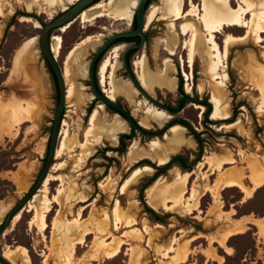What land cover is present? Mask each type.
<instances>
[{"label":"rangeland","instance_id":"374dc122","mask_svg":"<svg viewBox=\"0 0 264 264\" xmlns=\"http://www.w3.org/2000/svg\"><path fill=\"white\" fill-rule=\"evenodd\" d=\"M122 1L102 0L99 3H104L111 10H115L122 6ZM126 1H128L126 7L133 13L132 18L119 20L105 16L85 23L79 17L68 30L60 29L51 36V46L54 43V37L58 36L63 40V49L57 58L63 72L70 51L75 49L71 58L72 75L65 81L67 89L73 86L77 95L84 96L82 102L78 101L77 96L72 98L67 96L59 132L60 140L61 132L67 131L69 139L78 143L79 146L86 141L90 117L95 110L100 111L101 119L106 124L111 123L116 115V112L105 105L103 109H98L103 104L96 102L94 96L87 90L86 80L90 60L103 42L117 32L134 29L133 22L139 0ZM162 2L163 0H155L150 5V11L154 7L162 6ZM241 3V0H232L233 7L236 9ZM192 4L202 15L203 0H185V11H189ZM29 6H32L31 9ZM70 6L72 4L69 0L48 2L41 0L38 4H33V0H0V228L7 214L28 194L42 172L48 154L55 114L56 98L50 94L49 66L40 48L41 27L36 28L35 23L40 25L49 23L59 16L65 7ZM23 18L32 21L25 22ZM247 18L250 20L252 16L248 15ZM185 21L197 22L204 30L197 16L177 21L175 32L179 35L181 42L174 55L168 52L165 41L172 38L175 32L169 30V20L160 15L154 23L149 25L148 41L133 54L130 61V67L136 75L135 64L143 57L151 71L162 69L165 59L171 58L176 66L173 74L177 80L175 90L161 91L156 88L153 92L147 90L146 92L159 103L171 107L176 106L179 97H188L191 100L184 102L181 112L175 116L170 115L171 118L163 124H157L148 119L149 105L157 107L142 96L125 76L122 62L125 46L119 54L115 77L123 86L126 84L127 92H134L135 95H121L114 100L129 111L135 122L143 126V130L148 135L156 134L171 119H185L195 131L194 134L190 128L181 125L185 129L186 139L190 140L193 146L184 147L171 154L167 163L164 164H159L145 156L132 161L129 157L131 149L134 148L137 153H150L154 141L166 143L164 136L168 134L170 128L158 136L147 137L138 131L134 134L131 126L127 124V131L119 133L117 141L105 139L97 144L94 141L96 138H90L95 145L91 155L81 163L78 162L80 158L78 155L81 152L79 147L71 153L57 155L49 175L59 180L51 181L49 197L52 199L57 195L60 204H52V210L46 218L47 228L43 230L40 222L33 219L34 214L28 212V203L19 212L20 220L11 224L0 235L1 258H4L6 253H11L13 262L10 264H25L27 256L24 252L27 251L32 264H64L60 255L66 237L78 239L82 234L79 228L81 224L73 222L80 213L82 224L87 223L93 231H97V223L108 216L109 231L112 235L127 240L130 245L123 246L120 255L115 259L108 260L101 257L98 262H95L93 255L96 253L101 236L92 234L82 245L75 246L73 264L78 262L135 264L130 249L136 245L140 246V250H147L148 254L140 260L139 264H176L173 260L175 253L171 252L165 256V251H168L173 240L177 239L175 248L179 249L193 237L197 239L189 243L190 254L184 264H264V237L257 224L247 223L244 233L230 238L226 244L231 250L220 244L224 236L234 229L237 222L242 220L248 222L249 219H246L248 217L264 218V185L256 188L252 196L248 198L239 188L226 189L222 181L223 177L230 172L242 171L244 172L243 183L251 188L254 186L252 180L255 175L254 170L264 169V113L259 110L262 96L258 89L259 82L264 78V42L257 44L251 38L248 43L232 45L224 59L226 66L224 71L228 75V80L223 85L218 84L221 80L213 81L212 73L206 66L204 57L197 55L194 63L192 65L189 63L186 42L190 41L191 33L182 35V25ZM246 32L247 27H241L240 30L227 28L216 34L223 53L225 38L228 34L244 36ZM30 39H34L32 51L24 58L22 66L15 68L18 50ZM94 42L96 45L92 46ZM118 45L121 44H116L107 50L101 61L111 57ZM186 74L192 75L190 82ZM97 77L99 78V68ZM181 82L182 90L179 89ZM202 83L207 86L204 92L200 91ZM189 85H191L190 89H188ZM217 85L224 88L225 96H222L220 100H222V107H227L229 112L228 121L224 122L212 120L214 103L210 102L214 97L213 88ZM99 86L103 91L101 84ZM21 89L31 90L24 92ZM21 101L32 105V116L28 115L30 113L24 114L25 117L30 116L29 121L19 126L16 131V128L12 129L14 124L9 121L13 118L12 109L18 107ZM203 102L211 104L210 112ZM196 106H202L204 110L197 109ZM158 109L165 112L162 108ZM229 121L234 123L240 121L243 129L222 127V125L234 124H230ZM176 155H183L187 163L192 165L186 166L184 162L172 161ZM212 156L217 162L233 156L236 163L224 165L221 172L216 173L209 166L200 169L199 164L204 161V158ZM256 159L261 160L257 162ZM56 166L58 168L54 169ZM146 166L151 170L133 180L131 185L122 190L125 180L136 169ZM177 170L182 175L194 173L189 179V189L196 187L201 192L199 208L193 214L183 210L169 211L148 199V189L160 179L171 183L175 179ZM207 188L210 189L207 190ZM217 193L223 202L221 210L214 202ZM188 197L187 194L186 198ZM82 198L84 200L80 201ZM117 201L120 202V213L124 220L135 219L134 225L126 227L123 224L119 229H115L113 210ZM55 221H57L56 225H54ZM145 226L151 234H154L150 246L148 240L151 235L143 232ZM135 230L145 234L142 243L132 238ZM126 232L129 237L124 236ZM112 240L113 237L106 239L108 243ZM17 248V252H12Z\"/></svg>","mask_w":264,"mask_h":264},{"label":"bare ground","instance_id":"6f19581e","mask_svg":"<svg viewBox=\"0 0 264 264\" xmlns=\"http://www.w3.org/2000/svg\"><path fill=\"white\" fill-rule=\"evenodd\" d=\"M43 1L48 2L50 0H43ZM77 1L78 0H69V2L72 5L75 4ZM241 1L242 3L236 9L235 7H233L232 0H203V14L201 15L200 13H198L197 7L193 4L191 5V9L189 11H185V0H163L162 6L154 7L150 11L149 25L154 23L157 20V18L160 15H162V17H164L166 20H169V30L171 32H175L177 21L183 19L188 20L192 16L199 17V19L201 20L204 26V30L201 29V26L197 22L195 23L192 21H187V22L185 21V23H183L182 25L183 36H186L189 33H191L190 41L186 42V48L189 51V63L192 65L197 55H201L202 57L205 58L206 66L209 67V70L212 73L213 81L221 80V82H218V84L223 85L224 82L228 80V75L224 71L226 67L224 59L225 57H227V53L229 52L230 47L232 45H237L241 42L248 43L251 38H253L257 42V44L264 42V37H263L264 0H241ZM40 2L41 0H33V4H38ZM110 4H112V2ZM127 4L128 1L123 0L122 6L120 8L111 10L110 8L107 7L106 4L97 3L95 6L87 10L79 17L80 19H83V22L85 23L105 16L113 17L116 19L118 18L119 20H125L133 17L132 11L130 12L126 7ZM31 7L32 6H29V9H31ZM66 8L67 7L64 8V11L68 9ZM248 15L252 16L250 20H248L247 18ZM23 21L31 22L32 20L23 18ZM72 24L73 23L63 27L62 31L68 30V28ZM35 26L36 28L41 27L38 23H35ZM241 27H247L246 34L244 36H235L233 34H228L227 38H225L226 39L225 49L223 53L221 46L217 42L216 34L225 31L227 28L233 30H240ZM202 31H204V33ZM174 34L175 35L172 38H169L168 40L165 41L166 48L171 55L175 54L181 42L179 35L176 32ZM53 41L54 43L52 44L51 48L53 55H55V58L57 59L60 56L61 51L63 49V40L61 37L57 36L54 37ZM33 45H34V39H30L26 41L23 44V46L18 50L17 55L15 57V68L22 66L21 63H24L25 60L24 58L27 57L28 54L32 51ZM95 45L96 42L92 43V46ZM123 48H124L123 45H118L115 48L113 55L111 57L105 58L100 63L99 66V78H100L101 87L103 88V93L106 94L107 97L111 100H114L117 96H121V95H125V96L135 95L134 92L133 93L127 92V89L125 87L126 84L123 86V84L118 82L115 77V72L118 67L117 64H118L119 54L123 50ZM74 52L75 49L70 51L67 60L65 62V68L63 72L65 79H68L72 75L71 58L74 55ZM135 66L137 69L136 70L137 80L139 81V84L142 86V88L145 91L147 90L149 92H153L156 88H158L161 91L167 90L172 92L175 90L177 86V80L176 78L173 77V74L176 71V66L171 58H166L163 63V68L157 71H151L149 69L145 57H143L139 62H136ZM186 77L190 82L192 79V75L186 74ZM65 85H66V81H65ZM190 88L191 85H189L188 89ZM206 88L207 86L205 85V83H202V85L200 86V91L204 92ZM66 89H67V85H66ZM258 89L262 96L261 98L262 102L260 104L259 110L262 113H264V78H262L261 82H259ZM67 96L68 98L77 96L78 101L80 102H82L84 99L83 95H77L75 93V89L73 86L68 87L66 92V100H67ZM213 96L214 97L212 98L211 102L209 101L211 104L214 103L212 120L216 122L228 121L229 118L228 108L222 107V100H220L222 96H225L224 88L218 85L214 86ZM215 96H217V98H215ZM31 107H32L31 104L21 101L19 102L18 107L12 109L13 118L9 122H12L14 124L12 126L13 130L16 128L15 130L18 131L19 126L29 121V117L32 116ZM103 108L104 105H100L98 109H103ZM196 108L202 111L204 110V107L202 106H196ZM147 113H148V119L155 121L157 124H163L171 118L170 115H168L166 112L159 110L158 108H155L152 105H149L147 109ZM24 114H28L30 116L25 117ZM229 123L231 124L234 122L229 121ZM3 126L5 125L3 124ZM222 127H227V128L237 127L239 129H243L241 128L240 121H237L232 125H222ZM127 129H128L127 123L123 119H121L119 115L116 114L114 116L113 121L109 124H106L101 119L100 111L95 110L90 117V128L86 135V141L82 144L80 143V145L78 146V143H75L73 140L69 139V134L67 131L65 132L62 131L61 140L59 136L60 143H58L59 147H57L58 152L56 151L55 159L57 155L60 156L67 152L71 153L77 147H79L81 148V152L78 155L80 156V158H78V162L81 163L91 155L93 146L95 145L93 142H91L90 138L93 137L96 138L94 141L97 142V144L101 143L105 139L110 141H117L119 133L126 132ZM165 135L166 136H164V141L166 143L163 144L161 143V141L158 140L154 141L151 145L150 153L147 152L137 153L134 150V148L131 149L129 152L130 159L132 161H137L139 157L145 156V157H149L150 159H152L153 161L159 164H164L167 163L171 154L178 152L180 149L184 147L193 146V143L190 140L186 139L185 137V129L183 128V126L181 127V125L179 124L173 125L169 129L168 134L166 133ZM260 160L261 159H259L258 161ZM255 161H257V159ZM235 163H236V159L233 156H229L228 158L221 160L219 162H217L215 158L212 156V157H205L204 161L199 164V168L203 169L209 166L211 170L214 173H216L217 171H220L224 165L227 164L234 165ZM57 168L58 166L54 167V169ZM150 170L151 169L147 166L141 169H136L131 174V176L125 180L122 190L126 189L129 185H131L133 180L142 176L144 173ZM243 173L242 171L230 172L229 174L223 177L222 181L226 189L239 188L249 198L252 196L256 188H259L264 185V169L254 170L255 175L254 177H252L254 186L251 188L247 187L243 183L242 181ZM49 174L43 186L35 194L33 200L29 202L27 207L28 212H32L34 214L33 219L38 220L40 222L41 228L43 230L47 228L46 218L47 215L52 210V204L54 203L60 204L57 195L54 196L52 199L49 197V193H50L49 185L51 181L59 180V178H55ZM193 174L194 173H186L185 175H182L181 172L177 170L175 172V179L171 183H168L164 179H160L156 181L154 185H152L148 189V199L150 201H153L156 205H162L164 209H167L169 211L183 210L186 211L188 214H193V212L198 210L199 208V204H200L199 199L201 195V192H199V190L196 187H193L191 190L189 189L188 186L189 179L193 176ZM222 181L219 182L222 183ZM225 188H223V190ZM208 189L210 188H207V190ZM187 194L189 195L188 198H186ZM83 200L84 198H82V200L80 201ZM214 202L218 207V209L221 210L223 208V202L220 198L219 193L215 195ZM80 216L81 214L79 213L77 218H75L73 222L77 224H81L79 225V228L82 231L81 237H79L78 239L66 237L65 242L62 244L60 257L63 260L64 264H73V261L75 260V255H74L75 246L82 245L85 242V239L92 234H99L101 236L98 243V247L96 249V253L93 255V259L95 260V262L96 261L98 262L99 259H101V257H105L108 260L115 259L120 255L123 246L130 245V243L127 242V240L120 239L112 235V233L109 231L110 221L108 219V216L106 217L105 220L103 221L101 220L97 223V231H93L92 229H90L87 223L82 224L81 221L82 219L80 218ZM113 216H114V226L116 230L120 228V225L125 224L126 227H130L136 223L135 219L132 218L128 220H124L123 216L120 213L119 201H117L115 209L113 210ZM20 218H21V213H19L14 218L12 224L17 223L20 220ZM246 219H249L248 222H246L245 220L237 222L234 225V229L233 230L230 229L232 231H229L224 236L222 243H220L222 244V247L225 246L228 250H231L226 244L227 241L234 235H239L244 233L247 229V223L257 224L260 228V233L262 237H264V218L254 219L252 217H248ZM56 224L57 221H55L54 225ZM143 232L151 235L148 240V245L150 246L154 234H151V231L148 230L147 226H145ZM143 232L135 230L132 238L136 240L138 243H142L145 237V234ZM124 236L129 237L128 232H126ZM109 237H113V240L108 243L106 239ZM196 239L197 237H193L192 239L188 240V242L184 247L182 248L180 247L179 249L175 248L177 239L173 240L172 244L168 247V251H165L164 255L167 256L171 252H174L175 255L173 256V260L176 261V264H184L186 263L188 259V255L190 254L189 243ZM139 247H140L139 245H136L131 247L130 249L132 253L131 257L132 260L135 262V264H139L140 260L148 255L147 250H140ZM17 251L18 248L12 252H17ZM24 254L27 256L25 264H32L30 260V256L27 254V251L24 252ZM4 259L7 260L9 263L13 262V256L11 253H6L4 255ZM76 264H82V262H78Z\"/></svg>","mask_w":264,"mask_h":264},{"label":"water","instance_id":"95a60500","mask_svg":"<svg viewBox=\"0 0 264 264\" xmlns=\"http://www.w3.org/2000/svg\"><path fill=\"white\" fill-rule=\"evenodd\" d=\"M102 0H78L75 4L68 7L67 10L63 11L59 16L52 19L49 23H44L41 26V34H40V48L42 55L45 59V62L51 67L52 71L54 72L58 88H59V102L58 107L56 110V114L54 117L53 127L50 134L49 139V148H48V154L45 161V164L43 166L42 172L37 180V182L34 184V186L31 188V190L28 192V194L13 208L10 210V212L7 214V217L5 219L4 224L0 228V235H2L8 228L11 226L14 218L19 214V212L31 201L33 196L41 189L43 186L49 172L51 171V168L53 166V161L55 160L56 151L59 143V132L61 127V121L62 116L66 107V85H65V78L63 71L61 67L59 66L57 59L55 58V55H53L52 48H51V36L62 29L65 26H68L69 24L73 23L75 20L78 19L80 15L85 13L87 10L95 6L97 3H99ZM155 1V0H154ZM153 1V2H154ZM148 0H139L137 10L135 12V19H136V28L129 31H121L117 32L113 35H111L109 38H107L103 44L97 49V51L94 53L90 60L89 64V79H90V85L91 89L94 93V98L97 100V102H101L105 106H109L113 109H115L118 112V115H123V120L131 126V128L136 133L137 131L143 134L147 137H154L162 134L166 129H168L174 122H183L185 123L188 128H190L192 131H194L190 124L182 118H175L172 119L169 123H167L163 128H161L156 134L154 135H147L145 131L143 130L142 126L140 124H137L135 120L133 119V116L121 105H119L115 100H111L107 97L106 94L103 93V91H99L96 84V78H95V67L97 64V61L99 58L107 52L113 44L120 40V39H126V38H139L140 42L137 44L129 45L125 48L123 52V65L128 73L130 81L135 85V87L140 91L142 96H144L151 104L156 106L157 108H162L171 116H175L181 112V102L183 100L189 101L188 97L181 96L177 100V106L176 111H171L169 108L165 107L161 103H159L157 100H155L153 97H151L139 84V81L137 80V76L131 71L127 56L130 51L133 50H139L141 49L145 44L146 40L148 41L149 36V20H150V5L146 10ZM52 32V33H51ZM147 36V38H146ZM123 46H126V44H122ZM208 103V102H207ZM208 109L211 110V104L208 103ZM233 117L235 118V114H233ZM195 132V131H194ZM175 157H180L184 159L183 155H177ZM174 159V158H173ZM192 164L188 163V166H191ZM0 264H10L7 262L4 258L0 257Z\"/></svg>","mask_w":264,"mask_h":264},{"label":"flooded vegetation","instance_id":"af4514ba","mask_svg":"<svg viewBox=\"0 0 264 264\" xmlns=\"http://www.w3.org/2000/svg\"><path fill=\"white\" fill-rule=\"evenodd\" d=\"M146 38H147V36H146ZM147 41V40H146ZM139 43V42H138ZM117 44H126V46L125 47H127V44H129V45H132V44H137L136 42H132V43H129V42H121V43H117ZM116 45V44H115ZM114 45V46H115ZM128 45V46H129ZM113 47V46H112ZM131 52V51H130ZM130 52H129V54H128V56H127V60H128V64H129V67H130V61H131V58H132V56H133V54L131 55L130 54ZM106 53V52H105ZM104 53V54H105ZM104 54L99 58V60L97 61V64H96V67H95V78H96V84H97V88H98V90L99 91H102V89L100 88V84H99V78L97 77L98 76V68H99V66H100V63L102 62L101 61V58L104 56ZM122 62H123V55H122ZM49 66V65H48ZM124 66V65H123ZM62 69V68H61ZM130 69H131V71L133 72V70H132V68L130 67ZM62 71H63V69H62ZM49 73H50V94H51V96H55V98H56V100H55V103H56V106H55V114H56V110H57V107H58V102H59V96H60V94H59V88H58V83H57V79H56V76H55V74H54V72L52 71V69H51V67L49 66ZM124 74H125V76L127 77V78H129V76H128V73H127V71H126V69H125V67H124ZM86 84H87V90H89L90 91V93L94 96V93H93V91H92V89H91V85H90V79H89V72H88V78H87V80H86ZM29 90H31V89H21V91H29ZM95 99V98H94ZM95 101L97 102V100L95 99ZM184 102L186 101V100H183ZM182 103V102H181ZM177 104V103H176ZM119 105H121V104H119ZM163 105V104H162ZM122 106V105H121ZM165 107H167V108H169L171 111H176V106L175 107H171V106H168V105H164ZM108 108H109V106H107ZM123 108H125L124 106H122ZM113 109V108H112ZM126 109V108H125ZM181 109H182V107H181ZM115 110V109H114ZM127 110V109H126ZM128 111V110H127ZM64 112H65V110H64ZM114 112H116V114L118 115V112L115 110ZM129 112V111H128ZM55 114H54V117H55ZM63 116H64V113H63ZM63 116H62V118H63ZM121 118L122 117H124L123 115H121L120 116ZM123 119V118H122ZM53 122H54V118H53ZM62 122V121H61ZM175 124H180V125H183V126H186L187 127V125H185V123H183V122H178V121H176V122H174L169 128H171L173 125H175ZM52 127H53V123H52ZM51 130H52V128H51ZM133 133L135 134V132H134V130H133ZM145 133L147 134V132L145 131ZM148 135V134H147ZM177 156V155H176ZM175 157V156H174ZM173 157V158H174ZM173 158H172V161H173ZM181 162H184L185 164H186V166H188V163H187V161L185 160V159H183V158H181Z\"/></svg>","mask_w":264,"mask_h":264},{"label":"trees","instance_id":"16d2710c","mask_svg":"<svg viewBox=\"0 0 264 264\" xmlns=\"http://www.w3.org/2000/svg\"><path fill=\"white\" fill-rule=\"evenodd\" d=\"M154 0H148L147 2V5H146V10L147 8L149 7V5L151 4V2H153ZM133 26H134V29L136 28V19L134 17V22H133ZM52 33V32H51ZM121 42H129V43H132V42H140V39L139 38H126V39H120L118 41H116L113 45L117 44V43H121ZM138 50H133L130 52V54H134L135 52H137ZM179 89L182 90V82L180 83V86H179ZM183 104H184V101H182L181 103V107L183 108ZM203 104H205L206 106H208V103L207 102H203ZM111 110L115 111L114 109H112L111 107H109ZM211 111V110H210ZM209 111V112H210ZM209 114V113H208ZM186 125V124H185ZM188 127V126H187ZM193 133L195 134V132L193 131ZM124 137H127V138H130L129 136H124ZM175 160H178V161H181V158L180 157H174L173 161ZM186 165V164H185ZM167 166V165H166ZM236 236V235H234ZM233 237V236H232ZM231 237V238H232Z\"/></svg>","mask_w":264,"mask_h":264}]
</instances>
